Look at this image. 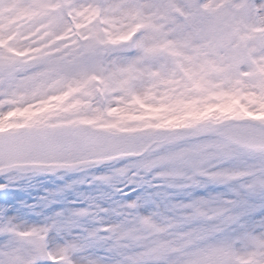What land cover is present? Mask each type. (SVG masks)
Here are the masks:
<instances>
[{"label": "snow or ice", "instance_id": "obj_1", "mask_svg": "<svg viewBox=\"0 0 264 264\" xmlns=\"http://www.w3.org/2000/svg\"><path fill=\"white\" fill-rule=\"evenodd\" d=\"M0 264H264V0H0Z\"/></svg>", "mask_w": 264, "mask_h": 264}, {"label": "rangeland", "instance_id": "obj_2", "mask_svg": "<svg viewBox=\"0 0 264 264\" xmlns=\"http://www.w3.org/2000/svg\"><path fill=\"white\" fill-rule=\"evenodd\" d=\"M74 178L76 177H74L73 175H68L64 177V179H57L56 177H50V178L39 177L37 178V180L43 181V183H41L38 187L30 188L28 192H22L19 193L18 195L20 196V198H27L29 195L32 196L41 195L45 192V190L55 189L61 185H64L67 182H70Z\"/></svg>", "mask_w": 264, "mask_h": 264}]
</instances>
